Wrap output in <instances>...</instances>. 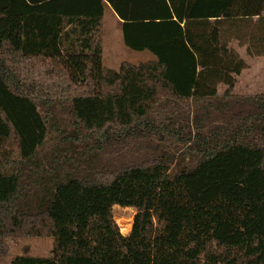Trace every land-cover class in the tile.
<instances>
[{
  "label": "trees",
  "instance_id": "1",
  "mask_svg": "<svg viewBox=\"0 0 264 264\" xmlns=\"http://www.w3.org/2000/svg\"><path fill=\"white\" fill-rule=\"evenodd\" d=\"M106 9L151 59L103 65ZM234 43L264 57V0H0V249L52 240L7 264H264V94L233 93Z\"/></svg>",
  "mask_w": 264,
  "mask_h": 264
},
{
  "label": "rangeland",
  "instance_id": "2",
  "mask_svg": "<svg viewBox=\"0 0 264 264\" xmlns=\"http://www.w3.org/2000/svg\"><path fill=\"white\" fill-rule=\"evenodd\" d=\"M232 47L246 64V68L236 77L233 93L237 95L264 94V57L250 58L245 54V48L239 47L236 43L232 44ZM151 58L152 56L147 52H133L123 45L119 25L110 10L106 9L102 35L103 65L108 69L116 70L123 61L138 63ZM224 90L223 86L218 89L219 93ZM110 212L121 234H128L136 211L114 206ZM2 243L0 250L3 254H0V264H7L13 257L22 254H28L31 257H48L52 249V240L49 238L10 237Z\"/></svg>",
  "mask_w": 264,
  "mask_h": 264
},
{
  "label": "built area",
  "instance_id": "3",
  "mask_svg": "<svg viewBox=\"0 0 264 264\" xmlns=\"http://www.w3.org/2000/svg\"><path fill=\"white\" fill-rule=\"evenodd\" d=\"M121 233V232H120ZM123 235V234H122Z\"/></svg>",
  "mask_w": 264,
  "mask_h": 264
},
{
  "label": "water",
  "instance_id": "4",
  "mask_svg": "<svg viewBox=\"0 0 264 264\" xmlns=\"http://www.w3.org/2000/svg\"><path fill=\"white\" fill-rule=\"evenodd\" d=\"M25 252H26V250H25Z\"/></svg>",
  "mask_w": 264,
  "mask_h": 264
}]
</instances>
